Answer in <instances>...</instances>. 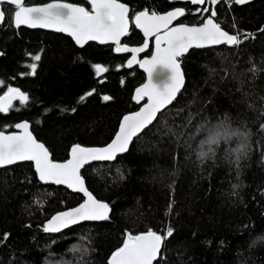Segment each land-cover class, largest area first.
Segmentation results:
<instances>
[{"label": "trees", "instance_id": "trees-1", "mask_svg": "<svg viewBox=\"0 0 264 264\" xmlns=\"http://www.w3.org/2000/svg\"><path fill=\"white\" fill-rule=\"evenodd\" d=\"M65 1L93 9L89 0ZM119 1L129 5L127 44L144 42L134 13L177 6L185 10L181 22L188 24L202 23L210 15L202 9L215 7V20L242 43L193 47L178 57L186 81L176 100L127 152L81 168L87 189L110 205L108 220L45 232L47 219L77 205L83 195L40 181L32 161L0 167V264H107L126 233L164 234L168 227L174 232L162 246L159 264H264V0H221L215 6ZM3 9L0 96L8 87L18 88L28 101L14 99L0 112V130H17L20 120H28L58 161L68 159L74 144L107 145L122 117L140 107L133 95L145 81L144 71L128 67V54L118 53L115 44L79 47L62 32L16 27L14 6ZM97 64L108 71L98 76ZM217 128H226L230 138L202 161L200 143L207 130Z\"/></svg>", "mask_w": 264, "mask_h": 264}, {"label": "snow or ice", "instance_id": "snow-or-ice-1", "mask_svg": "<svg viewBox=\"0 0 264 264\" xmlns=\"http://www.w3.org/2000/svg\"><path fill=\"white\" fill-rule=\"evenodd\" d=\"M93 11H87L82 6L52 3L39 7H28L24 0H0V5L11 4L14 6L12 17L16 27L27 24L30 27L54 28L59 32H66L73 37L77 45L83 46L89 40L106 39L120 44V37L127 34L129 27V7L118 0H90ZM196 5H212L221 0H189ZM236 4H245L249 0H232ZM201 11V9H197ZM203 12H210L205 22L200 26L178 25L169 28L173 20L185 15L183 8H176L164 15H158L148 10L134 13L136 27L143 29L145 36L156 35L161 29H166L163 35H156V54L142 62L135 55L128 61V67L133 62L139 63L148 74V82L136 90V100L139 102L147 97L148 102L141 111L127 115L123 118L119 132L113 141L104 147L87 148L74 145L71 148V159L65 163H56L50 158V153L43 143L38 142L28 131L27 122L17 124L15 127L23 129V135H5L0 132V167L15 164L18 161L34 162L38 179L42 182L67 185L68 188L81 192L87 197L84 203L77 208L58 213L44 228L45 232H59L62 228L77 224L80 221H105L109 219L110 207L107 203L97 200L85 187L80 169L90 161H113L117 154L128 151V146L134 137H138L149 125L157 119V114L162 113L177 98L184 85L183 73L180 69L178 57L183 56L190 48H202L206 45H235L242 43L238 34H229L221 28L214 18L217 16L215 7H204ZM6 18L5 10L0 8V23ZM164 45V47H162ZM148 48L145 42L143 47L129 48L127 45L117 47L116 51L143 52ZM40 55H35V61L40 60ZM31 74H35L36 64L30 65ZM96 74L107 72L108 68L102 65H93ZM154 81H159L155 83ZM0 81V85H3ZM95 90L88 92L91 96ZM18 99L27 103L28 96L18 88L8 87L7 92L0 96V112L6 113L11 101ZM81 101L85 97L80 98ZM104 101L111 97L104 96ZM74 111V109H73ZM264 128V125L261 126ZM207 138L200 143V159L214 154V145H219L221 140L230 138V133L224 128L207 130ZM207 146V151L203 150ZM239 160V156L236 157ZM171 212V206L168 209ZM174 229L168 227L164 234L151 229L148 232L132 235L126 233L122 247L118 248L111 256L109 264H159L162 259L161 249ZM75 250V249H74Z\"/></svg>", "mask_w": 264, "mask_h": 264}, {"label": "water", "instance_id": "water-1", "mask_svg": "<svg viewBox=\"0 0 264 264\" xmlns=\"http://www.w3.org/2000/svg\"><path fill=\"white\" fill-rule=\"evenodd\" d=\"M25 1H26V0H24V3H25ZM89 2H90V0H89ZM118 2H119V3H123V2H121V1H119V0H118ZM52 3H66V4H72V5L82 6V7H84V8L86 9V7H85L84 5H81V4H79V3H74V2L65 1V0H50V1H47V2H44V3H37V4H31V5L25 4V5L28 6V7H39V6H44V5L52 4ZM90 3H91V2H90ZM123 4H125V5H127V6L129 7V5H128L127 3H123ZM91 5H92V4H91ZM0 8H3V5H0ZM92 8H93V5H92ZM176 8H183V7H182V6H177V7H174V8H172V9L168 10V11H165V12H155V13L158 14V15H164V14L170 12V11L175 10ZM86 10H87V9H86ZM92 11H93V9H92ZM92 11H91V12H92ZM140 12H141V11H140ZM151 13H152V12H149V14H151ZM181 18H182V17H178L176 20H173V21L171 22V24H170L168 27H169V28H172V27H176V26L181 25V24H183V25H187V26H200V25H202V24L205 22V19H206L207 17H206V18L204 19V21H203L202 23H200V24H188V23H184V22H181ZM214 19H215V18H214ZM12 20H13V24H14V26H16L15 23H14V19H13V17H12ZM0 24H1V23H0ZM134 24H135V23H134ZM20 26H26V27H29V28H33V27L28 26L27 24H21ZM135 26H136V25H135ZM35 28H41V29H45V30H53V31H56L54 28H42V27H35ZM130 28H131V22L129 21V27H128L127 34L122 35V36L120 37V44H119V45H116L115 41H113V40H111V39H106L105 42H103V43H101L99 40H94V41H93V40H89L88 42H97V43H99V44H115V45H116V48H117V47H123V46H125V45H127V47H129V48L143 47L144 43L147 42V43H148V48L145 49L143 52H140V53H133V52H130V51H121V52H118V53H121V54H125V53H127V54H128V58H127V61H126V62H127V66H128V61L132 59V56H133V55H135V56L137 57V60H138V61H141V62H142L144 59H150L153 55L156 54V35H163L164 32L166 31V29H161V31L158 32V33H156V35L145 36L143 29L137 27V28L140 29V30L143 32V34H144V42L141 43V44H138V45H130V44H127V43L123 42V39L128 35V33H129V31H130ZM221 28H222V27H221ZM222 29H223V28H222ZM223 30H225V29H223ZM225 31H227V30H225ZM58 32H59V31H58ZM227 32H229V31H227ZM62 33H65V34L69 35V34L66 33V32H62ZM229 34H233V33L229 32ZM70 37H71V36H70ZM71 38H72L73 41L75 42L74 38H73V37H71ZM88 42H87V43H88ZM87 43H85L84 45H86ZM75 44H76V43H75ZM76 45H77V44H76ZM84 45H83V46H84ZM77 46L82 47V46H80V45H77ZM162 47H164V45H162ZM192 48H193V47H192ZM150 49H151V51H150ZM190 49H191V48H190ZM190 49H189V50H190ZM189 50H188V51H189ZM149 51H150V53L147 54V52H149ZM188 51H187V52H188ZM177 60H178V58H177ZM178 62H179V60H178ZM179 64H180V62H179ZM136 65H137L141 70H143L144 73H145V81H144L142 84H140L139 86H137L136 89H135V91H134V95H133V97H134V100L137 102V100H136V90H137L138 88L142 87L144 84H146V83L148 82V74H147V71L145 70V68L140 67V64H139V63L133 62V64H132L131 67H134V66H136ZM131 67H130V68H131ZM180 69H181V71H182V73H183L184 84H185L186 77H185V72H184L183 67L181 66V64H180ZM154 82H155V83H159V81H154ZM183 86H184V85H183ZM182 88H183V87H182ZM182 88H181V89H182ZM5 93H6V92H5ZM5 93H4V94H5ZM4 94H3V95H4ZM3 95H2V96H3ZM177 95H178V94H177ZM147 102H148L147 97H144L142 100H140L139 102H137L138 104H141L140 107H139L137 110L131 111V112L125 114V115L122 117V119H121V121H120V125H119V127H118V130H117L116 134L119 132V129H120V126H121V123H122L123 118H124L125 116H127V115L134 114V113H136V112L141 111L142 107H143ZM158 114H159V113H158ZM158 114H157V116H158ZM24 122H27V123L29 124V129H28V131L31 132L32 136H33L38 142L43 143V144L45 145V147L48 149V147L46 146V144H45L43 141L39 140V139L36 137V135L33 133L32 129H31V127H30V123H29L28 120H26V119L20 120L17 124H21V123H24ZM153 122H154V121H153ZM0 132H3L5 135H13V134H16V135H23L24 130H23V129H20V128H17V130H14V131H2V130H0ZM116 134L114 135L113 139L115 138ZM134 138H135V137H134ZM134 138H133V139H134ZM113 139H112L108 144H110V143L113 141ZM108 144H107V145H108ZM74 145H77V144H74ZM74 145H72V147H73ZM78 145H80V144H78ZM81 146H82V145H81ZM104 146H106V145H104ZM104 146H82V147L93 148V147H104ZM130 146H131V143H130L129 146H128V150H129ZM72 147H71V148H72ZM48 151H49V149H48ZM126 152H127V151H126ZM49 153H50V151H49ZM124 153H125V152H124ZM119 154H122V153H119ZM119 154H117V156H118ZM50 158H51V153H50ZM51 159H52V158H51ZM69 159H71V150H70V155H69L68 159H66V160H64V161H58V160H53V159H52V160H53V162H56V163H65V162H67ZM18 162H23V161H18ZM18 162H16V163H18ZM90 162H91V161H90ZM80 175H81V177L84 179V177H83L82 174H81V169H80ZM48 183H51V182H48ZM84 183H85V187L87 188V186H86V182H85V179H84ZM64 186L67 187V185H64ZM71 190H72L73 192H76V193H80V194H82L83 197H84L83 200H82L80 203H78L77 205H75V206H72V207H69V208H66V209H64V210H61V211H58V212L54 213L49 219L46 220V222H45V226L47 225L48 221H50V220L52 219V217H54V216L57 215L58 213L66 212V211H69V210H71V209L77 208L79 205H81L82 203L85 202V200L87 199V197L84 196L83 193L78 192V191H75V190H73V189H71ZM88 191H89V190H88ZM90 192H91V191H90ZM91 193H92V192H91ZM92 194H93V193H92ZM93 196H94L97 200L102 201V202L108 204V202H106V201H104V200H101V199L97 198L94 194H93ZM108 205H109V204H108ZM109 207H110V205H109ZM110 212H111V207H110ZM110 212H109V213H110ZM82 222H84V221H80L79 223H82ZM79 223H77V224H79ZM77 224L70 225V226L67 227V228L73 227V226H75V225H77ZM67 228H62L61 231H59V232H48V233H53V234L60 233V232H62V231H64V230H66ZM144 233H146V232H144ZM140 234H143V233H140ZM138 235H139V234H138ZM161 250H162V249H161ZM111 256H112V255H111ZM111 256H110V258H111ZM110 258H109L107 264H109Z\"/></svg>", "mask_w": 264, "mask_h": 264}, {"label": "flooded vegetation", "instance_id": "flooded-vegetation-1", "mask_svg": "<svg viewBox=\"0 0 264 264\" xmlns=\"http://www.w3.org/2000/svg\"><path fill=\"white\" fill-rule=\"evenodd\" d=\"M150 51H151V49H150ZM150 51H149V52H147V54H149V53H150Z\"/></svg>", "mask_w": 264, "mask_h": 264}]
</instances>
